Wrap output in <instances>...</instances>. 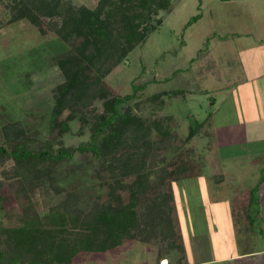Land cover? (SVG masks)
<instances>
[{
  "label": "rangeland",
  "instance_id": "rangeland-1",
  "mask_svg": "<svg viewBox=\"0 0 264 264\" xmlns=\"http://www.w3.org/2000/svg\"><path fill=\"white\" fill-rule=\"evenodd\" d=\"M168 1L167 8L156 15L161 20L157 29L131 50L105 76L104 82L113 94L133 95L127 101L133 112L144 120H160L172 134L165 140L160 157L165 162L170 160L168 169H174L181 160L189 164L183 173L185 177L177 181L167 178V184L172 188L180 230L184 239L187 236L190 239L191 248L195 241L189 235L196 236V255L190 256V261L264 264V214L248 225L254 233L248 247L261 252L234 259L232 256L242 254L246 242L237 230L232 233L226 205L216 209L209 203L213 199L238 196L239 190L246 188L255 197L256 182L264 173L263 163L251 161L256 153L244 144L210 148L208 136H212L210 141L214 145L212 120L206 118L212 108L222 105H228L230 110L225 114L235 124L243 116L247 117V113L256 112L252 92L257 89L258 81L264 82V0ZM96 2L61 0L60 8L67 12L70 5L94 7ZM10 3V0H0V23L3 22L0 24V125L18 120L31 127L38 140H43L48 135L54 88L63 81L54 63L62 44L54 28L47 27L48 22H53L47 18H41L40 28L24 18L9 22ZM211 99L215 100L214 107ZM94 107L100 109L101 101ZM68 114L65 109L60 118ZM88 114L89 110L84 109L86 120ZM189 125L198 129L187 139ZM257 125L248 123L247 128L236 126L231 131L238 140L244 130L257 136L261 131ZM159 136L155 131L151 133V139L157 140ZM89 137V123L82 121L81 114H76L69 121V130L56 137L53 144L73 147L88 141ZM196 157L203 158L206 165L202 170L206 173L219 169L215 162L220 161L235 176L228 174L223 187H208L206 193L200 192ZM96 169L97 162L91 153L77 151L71 160L57 166L55 172L59 185L66 190L75 189L84 201L87 198L103 200L107 191L99 184ZM4 190L12 191L8 185ZM120 193L127 200V192ZM32 196L33 208L42 215L58 201V196L52 197L45 190H36ZM23 202L22 198L7 199L0 223L15 225ZM254 213L255 208L249 215ZM158 246L153 240L125 239L104 252L80 251L70 264H154ZM163 261L166 262L159 260V263L164 264Z\"/></svg>",
  "mask_w": 264,
  "mask_h": 264
},
{
  "label": "trees",
  "instance_id": "trees-1",
  "mask_svg": "<svg viewBox=\"0 0 264 264\" xmlns=\"http://www.w3.org/2000/svg\"><path fill=\"white\" fill-rule=\"evenodd\" d=\"M10 1L9 22L24 18L39 27L41 18L53 21L46 25L54 28L62 44L54 63L63 81L54 88L48 135L43 140L18 120L0 125V215L7 199L24 201L15 225L0 223V264H70L80 251L104 252L125 239L156 242L154 264L161 258L168 264H186L167 178L182 179L189 164L181 160L168 169L170 160L160 157L172 134L160 120L137 116L127 104L133 95L113 94L104 82L157 29L161 20L156 15L169 1L97 0L94 7L70 5L67 12L60 8L61 0ZM97 101H101L100 109L94 107ZM65 109L69 114L62 119ZM84 109L89 110L87 120ZM76 114L89 123V140L55 147L54 140L69 130ZM197 129L189 125L186 138ZM153 131L159 139H151ZM77 151L96 159L94 173L106 188L105 199L84 201L75 189L59 185L57 166ZM6 185L11 192L4 190ZM36 190L58 196L43 215L33 208ZM120 191L127 192V200Z\"/></svg>",
  "mask_w": 264,
  "mask_h": 264
},
{
  "label": "crops",
  "instance_id": "crops-1",
  "mask_svg": "<svg viewBox=\"0 0 264 264\" xmlns=\"http://www.w3.org/2000/svg\"><path fill=\"white\" fill-rule=\"evenodd\" d=\"M264 75V74H263ZM262 75V76H263ZM249 88V87H248ZM253 96L256 100V112H251V114L247 113V117H242L238 124H235V122H232L228 119L227 114L228 113V105H222L221 107L217 109H213L208 113L207 119L212 120V129H213V139L214 142L212 145L210 139H212L208 136L207 142L210 146V148L213 146L220 148L222 146H229L234 144H244L246 147H249L248 150H253L252 153H256L253 158H251V161H256L254 163H263L264 168V82L258 81L257 89H255L253 92ZM210 103H212V107L215 105V100L211 99ZM214 103V104H213ZM260 121V122H259ZM252 123V124H258V129L260 126L261 131H258V135L254 136L251 134V132H248L247 130H242L244 133L242 134L241 138L238 140V136L234 134V131L231 130L236 127L240 126L241 128H247L246 124ZM260 133V134H259ZM241 135V134H240ZM214 147V148H215ZM216 147V148H217ZM216 166L219 168L217 170H211L206 173L202 169L205 167L206 164L203 162V158L200 159L199 165L200 168L198 172L196 173V181L197 184L200 185V192L206 193L209 188H219L223 187V184L225 182V177L227 178L228 174L229 176L233 177L231 173H229V170H225L226 163H221L220 161L215 162ZM260 166V165H259ZM261 178V176H260ZM228 179V178H227ZM264 173L262 174V178L257 180L256 187L257 194L255 197L251 194V191L246 188L244 191L243 189L239 190L241 193L238 194V196L231 195L228 200L226 198L224 199H213L212 201H209L211 207H216V209L220 207H226L228 208V213L226 215L230 218V222L233 225L232 233L237 230V233L239 232L240 235H242V240H245L246 242V248L243 249L242 254L240 255H234L232 257H235L234 259H245L248 257H251L257 254V252H261L260 250L254 251L253 248H249L250 243H248L249 239H252L254 233L253 230L248 228V225L252 224L256 218L259 219V217H262L264 214ZM229 181V180H228ZM253 184V183H252ZM237 199V200H236ZM251 202H254L253 207H250ZM254 210L255 213L250 216L249 212L251 209ZM251 227V226H250ZM250 232L249 235H247ZM242 233V234H241ZM182 234V232H181ZM195 242H193L192 248L190 245V239L188 236V240L184 239V235L182 234V241L184 245V255H185V263L186 264H194V261H190V256L196 255V236L189 235ZM240 238V239H241ZM189 243V244H188ZM249 246V247H248ZM162 260H166V264H168V260L165 258H161ZM162 264V263H160ZM242 264H247L246 261H243ZM249 264V263H248Z\"/></svg>",
  "mask_w": 264,
  "mask_h": 264
},
{
  "label": "bare ground",
  "instance_id": "bare-ground-1",
  "mask_svg": "<svg viewBox=\"0 0 264 264\" xmlns=\"http://www.w3.org/2000/svg\"><path fill=\"white\" fill-rule=\"evenodd\" d=\"M164 262V264H166V262L165 261H163ZM163 264V263H162Z\"/></svg>",
  "mask_w": 264,
  "mask_h": 264
}]
</instances>
